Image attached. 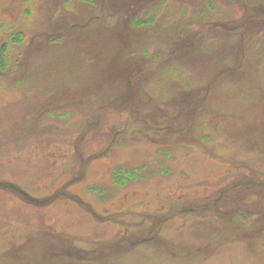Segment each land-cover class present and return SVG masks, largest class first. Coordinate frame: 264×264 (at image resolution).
<instances>
[{
	"label": "rangeland",
	"instance_id": "rangeland-1",
	"mask_svg": "<svg viewBox=\"0 0 264 264\" xmlns=\"http://www.w3.org/2000/svg\"><path fill=\"white\" fill-rule=\"evenodd\" d=\"M0 20V264H264V0H0Z\"/></svg>",
	"mask_w": 264,
	"mask_h": 264
},
{
	"label": "trees",
	"instance_id": "trees-1",
	"mask_svg": "<svg viewBox=\"0 0 264 264\" xmlns=\"http://www.w3.org/2000/svg\"><path fill=\"white\" fill-rule=\"evenodd\" d=\"M156 10H160V8L156 7ZM130 14L129 15L127 14V15L130 16ZM138 16L139 15H137V17ZM146 17L151 18L150 14L146 15ZM133 24H134L135 28L136 27L139 28V27H143V26L144 27L151 26L153 24V17L151 19H148L145 21H142V19L141 20L135 19ZM4 31L10 32L11 29L4 27V25H2V21L0 20V35ZM11 41L15 45H20L24 41V35L22 33H14V34H12ZM7 46H8V44H3L1 49H0V69L1 70H4L6 67ZM139 170L140 169L131 170V169H127L125 167L116 168L112 173V182H114V184L117 188H120V189L124 188L127 186V183L129 181L134 182L137 180V174H138ZM99 193H100V190H99Z\"/></svg>",
	"mask_w": 264,
	"mask_h": 264
},
{
	"label": "flooded vegetation",
	"instance_id": "flooded-vegetation-1",
	"mask_svg": "<svg viewBox=\"0 0 264 264\" xmlns=\"http://www.w3.org/2000/svg\"><path fill=\"white\" fill-rule=\"evenodd\" d=\"M134 7H135V6H134ZM133 17H134V15L131 16V17L128 16V17L126 18L127 28H128V29H132V28H130V27L128 26V24H129L130 22H132V23L134 22Z\"/></svg>",
	"mask_w": 264,
	"mask_h": 264
}]
</instances>
